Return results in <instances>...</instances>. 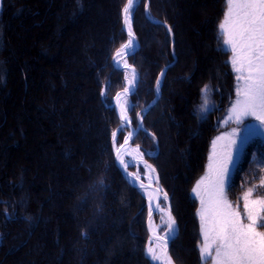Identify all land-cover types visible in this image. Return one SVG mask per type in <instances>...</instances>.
Wrapping results in <instances>:
<instances>
[{
    "label": "trees",
    "instance_id": "16d2710c",
    "mask_svg": "<svg viewBox=\"0 0 264 264\" xmlns=\"http://www.w3.org/2000/svg\"><path fill=\"white\" fill-rule=\"evenodd\" d=\"M92 1L59 0L60 11L49 29L53 38L61 37L64 27L59 22L64 18L74 27L82 24L81 31L85 30L86 35L92 37L87 40L81 36L78 41L84 44L83 74L72 70L74 64L68 66L74 77L86 78L91 88L88 91L93 96L92 100L84 101L86 108L91 106L86 110L89 118L84 122L77 117L71 118L70 126L64 125L62 119L53 124L51 143L58 153L57 159H51L50 166H63L62 171L67 172L63 179L67 183L61 185L58 179L62 178V174L52 171L48 175L51 180L44 176L40 183L31 185L27 180L32 181L33 177L27 178L21 165H15L4 173L7 152L19 145L15 140L16 134L11 128H6L3 112L11 81L8 36L15 21L22 20L26 14H40L27 4L35 7L43 5L46 9L55 0H2L0 99H5L0 100V264H12L13 259L21 254L23 257L19 256L18 260L23 261L19 264H48L47 260L52 264H155L147 255L151 240L149 202L118 169L112 135L116 133L117 142L121 145L131 131L129 128L121 131V121L112 108L115 98L126 90L127 74L116 68L114 62L116 53L129 40L123 21L127 0H107L113 4V12L107 19L105 17L104 23L94 21L96 16L95 11L92 12ZM193 1L138 0L132 11V28L140 49L128 60L140 75L138 90L129 99L128 110L135 129H139L143 119V130L134 146L141 149L147 163L156 169L162 187L171 199L173 215L179 227V235L171 249L175 264H204L200 254V203L194 197L193 189L207 172L214 139L228 131L222 123L235 102L237 85L236 73L230 63L231 52L225 49L224 37L219 30L227 0H210L216 5V10L193 15L190 30V22L183 17L186 7L190 2L193 6ZM97 7L98 4L96 12ZM61 13L65 16H59ZM99 13L102 15L101 11ZM38 22L42 24L34 26ZM32 24L38 28L44 20L36 19ZM104 24L107 27L102 32L103 36L96 38L92 27L99 29ZM194 42L203 45L200 53L193 49ZM72 54L76 55V51L72 50ZM79 64L80 61L75 63ZM162 73H165L164 78ZM20 75L27 92L29 76L22 68ZM59 86V90L54 88L52 92L63 95L67 103L69 82L59 78ZM205 86L209 89L207 111L202 110L205 105L202 89ZM159 93V101L145 113ZM37 109L46 112L40 106ZM55 111L53 106L51 112ZM58 120L62 123H57ZM69 127L72 129L67 132L73 141L78 142V146L68 145V139L62 140V133ZM193 129L200 131L201 136L191 140ZM19 135L25 138L22 131ZM90 135L98 137L88 141L86 137ZM197 140L202 147L199 148V156L189 155L188 161L184 162L180 151L187 149L192 155L194 146L189 147V144ZM79 149L81 153L76 152ZM182 166L191 172L189 178L180 175ZM130 171L136 170L130 168ZM262 177L264 141L256 138L245 151L228 188V199L234 207L239 203L243 211L241 197L250 187H255L253 199L264 196V187L260 186ZM60 219H63V226L57 225ZM259 230L264 231V228ZM48 241L50 245L46 248ZM188 246L191 253L185 255L180 248ZM48 250V253L45 252ZM35 256L41 257L42 262L33 260Z\"/></svg>",
    "mask_w": 264,
    "mask_h": 264
},
{
    "label": "snow or ice",
    "instance_id": "6c2138e0",
    "mask_svg": "<svg viewBox=\"0 0 264 264\" xmlns=\"http://www.w3.org/2000/svg\"><path fill=\"white\" fill-rule=\"evenodd\" d=\"M135 6V0H127L123 8L125 24L129 23L130 12ZM2 7V0H0ZM171 31V28L168 29ZM223 34L224 44L231 51V66L236 73V99L230 108L225 121L240 125L246 117H253L264 126V0H227V9L223 22L219 24ZM131 36V33H130ZM131 39L129 44H131ZM124 45L116 53L122 55ZM119 63V61H118ZM135 75L133 70V76ZM163 75V73L161 74ZM208 87L202 92L205 96L203 111H207ZM120 117L128 122L127 111L121 108ZM115 139L116 133L113 132ZM240 133L233 129L227 136L217 137V141L228 140V150L220 157L216 155V142H213V156L209 158V174L202 178L193 189L200 197L201 210L199 212L202 245L201 258L206 264H264V196L253 199L255 187L248 188L243 196V211L239 203L233 206L227 195V177L232 163V145L236 144ZM236 138V139H230ZM125 140V144H127ZM117 159L123 165L120 148L116 149ZM126 167V165H125ZM151 169L150 165H146ZM154 171V169H152ZM260 186L264 187V177L260 179ZM143 187V185H141ZM165 199L167 196L165 194ZM159 209V205H156ZM151 201L149 215L151 216ZM168 239L175 236L174 219L169 213ZM159 237L157 240L159 241ZM147 255L152 261L161 264H172L167 255V240L163 245V257L156 254L151 246ZM160 248L159 243L156 244Z\"/></svg>",
    "mask_w": 264,
    "mask_h": 264
},
{
    "label": "bare ground",
    "instance_id": "6f19581e",
    "mask_svg": "<svg viewBox=\"0 0 264 264\" xmlns=\"http://www.w3.org/2000/svg\"><path fill=\"white\" fill-rule=\"evenodd\" d=\"M194 1H196V6L200 5L201 3L210 4V0H194ZM59 3H60L59 0H55L54 4L48 6L46 9L43 7V5H38L37 7H35L33 4H27L28 6H30V9L33 10L36 9L35 11L40 14L38 16H32L30 14L27 16L26 14L22 20L15 21L14 28L12 29V31L8 36V39L10 41L9 55L11 58L9 60V64H10L9 67L11 71V76H10L11 81L9 88L6 91L8 96L3 105V112L6 117V128L7 129L11 128L12 132L16 134L15 140L19 142V145L17 149L12 148L7 152L5 165H4L6 170H4V173L10 171V168H12L15 165H19V166L21 165V168L22 169L24 168L25 170L27 178L33 177L32 181L30 179L27 180V182L28 183L30 182L31 185L40 183L42 177L49 175V173H51L52 171L58 170L57 168L53 170L55 167H51L50 165L43 166L41 159V150H42L41 147L43 148V151L53 147L51 143V130L53 128V124L57 121V119H62L64 125L70 126L72 124L71 118L75 119V117H77L78 119H80L81 122H84V120H87L89 118V116L86 115L84 102L82 101L81 103L83 109L82 108L80 109L78 100L75 99L76 97H74V100L72 98V101H70L69 104H67L68 105L67 108H65V110L62 111L61 109L62 107H59V105L62 102H64L65 97L63 95L57 96L58 95L57 92L53 93L52 89H50L46 83L47 80L52 81L51 83L56 85L57 88L56 90L60 89L59 76H58L60 73L58 72L60 71L63 72L65 69V66L62 65L61 61L67 60V58L71 56L70 53H72V50L69 49V47H67L68 45L67 43L71 39L70 36L73 32L76 33L77 30L81 31L82 29L81 27L82 24H79V26L74 27L72 24H70L63 18V20L59 22V25H62L64 27L62 31V36L53 38L52 34L49 32V29L52 27L53 22L56 21L55 18L57 17V12L60 11L58 6ZM91 3H92V7H94L92 9V12L94 11L96 12L95 7L97 6V4L99 5L101 3L98 2V0H93ZM36 19L44 20V24L41 27L35 28L32 23ZM195 21L197 20L195 19ZM19 23H21V27L18 26ZM87 26L89 27V22ZM128 26H132V24L129 25L128 23ZM44 34L48 36L47 38H49V40L46 39L45 41V39H43ZM43 48H46L47 55H43L41 53ZM21 67L26 69V73L29 76L30 85L27 92L25 91L24 85L22 84L21 81L22 80L20 75ZM128 79H130V77H128ZM75 80H77V78ZM70 85L71 84H69L67 90V94H70L69 97H71V95L74 93ZM41 93H45V96L39 98V95ZM77 93L82 94V89L81 90L79 89ZM51 97H52V102H50ZM45 99L46 101L53 103V105L56 108L55 112L46 110V112L44 113L43 111H39L37 109L39 106L44 107L47 104ZM77 107L79 108L78 112H76ZM121 107L123 108V106ZM17 111L18 112L20 111L22 118L19 119L18 123H16L15 120V124L13 125L14 112ZM25 113H27L26 114L27 117L23 115ZM65 113L66 116L64 115ZM57 123H62V122L58 120ZM22 128L24 129L22 130V132L25 135L24 139H22L21 136H17ZM55 132L58 134L57 131ZM36 133L42 135L44 139L42 142H40L41 144L38 145L40 146V149L38 148L34 151L32 145L35 137L34 134ZM62 135H63L62 140L68 139L66 141L68 145L78 146V142L75 139L74 141L73 139H71L72 136L70 135V133L67 132V130L64 133H62ZM190 145L195 146L196 149H199V147L201 146L198 145V140L192 142ZM52 150H56V148L53 147ZM54 152L57 156L58 150ZM76 152L81 153V149H79V151ZM25 154H27L26 160L23 159V162L19 161L23 156H25ZM127 156L135 159V161L140 165L144 164L139 149H135V148L131 149L122 157V159L126 158ZM43 161L50 164L44 158ZM63 172L64 170L57 172L60 175L62 174V178L60 177V179H58L61 185H64L63 183H67L65 182L66 179H63V175L64 176L66 175ZM149 173H151V170H149ZM131 182L137 186L135 180L131 179ZM32 194L34 195V191H32ZM146 197L149 199V204L151 201V207H152L151 214L153 213V211L156 210L159 211L161 208L160 204L164 201L165 197L163 198L161 193H157L153 190L147 191ZM157 204L159 205V209H157L156 207ZM59 217L60 215L57 216V219ZM62 221L63 219H60L57 225L63 226ZM151 233L153 235L152 241L155 242L154 249L156 251V254L160 255L161 260H163L164 257L162 253H163V245L165 240L161 239L158 230L152 224H151ZM61 234L63 237L64 228H62ZM157 237L160 238L159 241L157 240ZM157 243L161 245L160 248L156 247ZM49 245H50V241H48L46 248H48ZM45 252L48 253L49 250ZM19 256L23 257L22 254ZM18 258H15L17 261L13 259L12 264H19L20 261H23V259L18 260ZM28 260L29 258H27V261ZM33 260L42 262V258L38 256H35ZM46 262L48 264H52L50 260H47ZM171 262L172 264H175L172 259ZM157 263L161 264L160 261H157Z\"/></svg>",
    "mask_w": 264,
    "mask_h": 264
},
{
    "label": "rangeland",
    "instance_id": "374dc122",
    "mask_svg": "<svg viewBox=\"0 0 264 264\" xmlns=\"http://www.w3.org/2000/svg\"><path fill=\"white\" fill-rule=\"evenodd\" d=\"M107 0H102L101 4L98 5L97 9L98 11L94 13V15L96 16V18L94 19V21H96V23H101V21L104 23V21L107 19V17H110L111 13L113 12V4L109 3V2H106ZM196 3V1H193V6L191 5V2L190 4L186 7L187 10L184 11V18H186V21L187 22H190L189 23V28L190 30L192 29L193 25L191 26V20L193 21V15H201L203 13H208V12H213L214 10H216V5L214 6V4H206V3H201L200 5L198 6H194V4ZM136 5V4H135ZM135 7V6H134ZM1 9L2 7H0V12H1ZM134 9V8H133ZM133 9L131 10L130 12V18H129V25L132 24V21H133V16H132V11ZM99 11H101L102 15L99 13ZM211 15V14H210ZM59 16H65L64 13H61ZM106 17V19H105ZM123 19H124V16H123ZM98 20V21H97ZM124 21V20H123ZM42 24V22H38L36 23L34 26H37L39 24ZM95 23V22H94ZM95 23V24H96ZM94 26V24H91ZM103 28H99V29H94V27H92V31L94 32V36H96V38H99V37H102L104 33H102L104 31V28L106 29V24L102 25ZM131 27V26H129ZM91 32V31H90ZM105 32V31H104ZM223 35V34H222ZM40 36V35H39ZM81 36H84L85 39L88 40V38H92V37H89L88 35H86V31L83 30L82 31H79L77 33H72L71 34V39L69 40V42L67 43V47H69V49L71 50H74L76 51V55L73 56L72 53L71 56L69 58H67V60H62L61 63L63 66H65V69L63 72H58L60 73L58 76L59 78H61V80H66L67 82H69V84H71V88L73 89L74 93L71 95V97H67V103L65 102H62L59 107H62V111L65 110V108H67V104H69L70 101H72V98L74 100V97H76L75 99L78 100V103H79V106H80V109L82 108L81 106V103L82 101H88L89 99L92 100L91 97H93L92 95H89V91L88 89H91L89 84H88V81L86 78H83L81 77L80 79H76V77H74L75 75L72 73V70L75 71V73L79 74V75H82L83 72V68H84V44L81 43V42H77ZM42 37V36H41ZM46 37V35H45ZM43 36V39H48L49 38H45ZM133 43V47H132V50L129 51V53H132L134 51V49H136V44L132 41ZM195 43V42H194ZM224 47L227 51L231 52L229 47L227 45L224 44ZM78 48H80V51L78 50ZM203 45L201 44V42H196L195 43V46H194V50L196 51V53H200V50H202ZM41 53L44 55L47 53V50L46 48H43ZM128 52L124 53L123 55L119 56L117 59L115 58V66H119V67H123L124 65H126L125 62H127V64H129L128 62V59L126 58L129 54ZM130 55V54H129ZM199 56V55H197ZM80 61V64L79 65H75V63L79 62ZM119 61V63H118ZM72 63V64H71ZM73 65V69L71 70L70 68H68L69 65ZM58 67V66H57ZM61 67V65H60ZM22 68V71H26L25 68L21 67ZM53 69V68H52ZM213 73H214V66H213V69H212ZM51 72V70H50ZM215 74H216V70H215ZM127 76L130 77V79H128V77H126V90L121 92V93H127L129 92L130 90L134 89L135 88V85L137 83V76L134 75L133 76V73L131 71H128L127 73ZM52 81H49L47 80V85L50 89H54L56 88V85H54L53 83H51ZM82 85V86H80ZM43 89V88H42ZM57 89V88H56ZM81 90L82 89V94H78V90ZM160 92V91H159ZM45 96V93H41L39 95V98ZM59 96V95H57ZM5 99V97H1V101H3ZM46 101V99H45ZM52 102V101H50ZM48 101H46V105L44 107L40 106L42 109L44 110H49L51 111L52 107L54 106L53 103L52 104H48L50 103ZM1 106V105H0ZM120 106H123L124 109H126L127 111V116H128V110H129V107H130V103H129V100H126V101H123L121 103ZM86 108V107H85ZM122 108V107H121ZM83 109V108H82ZM88 109H91V106L87 107L86 110ZM79 108L77 107L76 108V112H78ZM82 111V110H81ZM230 113V112H229ZM27 113L23 114L24 116L27 117L26 115ZM118 114V113H117ZM75 116V114H74ZM229 116V114H228ZM227 116V118H228ZM119 117V116H118ZM22 118V115L20 113V111L18 112H14V120H16L17 122L19 121V119ZM129 118V116H128ZM226 118V120H227ZM225 120V121H226ZM130 121V118L129 120ZM225 121L222 123V127L224 129H228V131L226 130L225 132H223L222 134H220L218 137L220 136H227L228 133L232 132V130L235 128V129H238L239 130V133H240V137L239 139L236 140V144L235 145H232V152H233V156H232V163L231 165L229 166V172H228V177H227V192H228V188L231 184V181H232V178H233V175L234 173L236 172L237 170V167L239 166L244 154H245V151L247 150L248 146L251 144V142L256 139V138H261L263 139L264 141V126H261L260 125V122L255 120L253 117H246L244 119V122L243 124H240V125H237L235 123H233L232 121H228V123L226 124ZM143 122V119L140 120V123ZM85 125V123H84ZM72 128H68L67 131L71 130ZM127 129L126 127H124V125H122L121 123V131ZM24 130L23 128L21 129V131ZM132 134V131H130V135ZM129 135V136H130ZM17 136H20L19 134ZM34 140H33V145H32V148L33 150L35 151L36 149H40V145L43 141V136L40 135L39 133L37 134H34ZM201 136V132L200 131H197L196 129H193L192 130V133H191V140H193L194 138H197V137H200ZM98 136H87V140L88 141H91L93 139H96ZM230 139H236V138H230ZM118 140V137L117 135L115 136V150L119 147H122L124 145L121 144L119 145L117 142ZM127 140V138H126ZM217 141V137L214 139L213 142H216ZM15 145V144H14ZM8 146H12L13 147V144H9ZM191 145L189 144V147ZM68 149H71L69 148V146H66ZM81 147V146H80ZM193 147V146H192ZM53 148V147H52ZM52 148H49V149H46L43 151V148L41 147V159H42V163H43V166H49L52 164V160L53 159H57L56 155H55V150H52ZM55 148V147H54ZM135 149H139V151H141L140 148L138 147H134ZM199 148H202V147H199ZM84 150V149H83ZM228 150V140H222V141H218L216 142V155L217 157H220L224 152H226ZM181 153V157H184V162H187L188 161V158H189V155L190 157H197L199 156V149H196V147L194 146V149H193V156L190 154V152L186 149L185 150H182L180 151ZM179 153V154H180ZM141 156H142V151L140 152ZM213 156V144H212V147H211V152H210V155H209V158ZM27 158V154H25V156H23L21 158V162H23V159L26 160ZM43 158L46 159L50 164H48L47 162L43 161ZM52 159V160H51ZM142 159H143V165H140L139 163H137L135 161V159H133L132 157H129L127 156L126 158H124V162L125 164H123V169L124 170H127L129 171L131 174L135 175L137 178L141 179L143 182L147 183V184H151V185H155V186H158V176H157V173H156V169L154 171H152L153 168L149 169L146 167V162L142 156ZM54 161V160H53ZM209 162L210 160H208V165H209ZM126 165V167H125ZM208 165H207V172L205 174V176H207L209 174V169H208ZM183 168H181V172H180V175L181 176H184V177H187L189 178L190 177V174L191 172L190 171H187L185 166H182ZM58 169V171H62L63 169V166H56L53 170L55 169ZM130 168H134L136 171L135 172H131L130 171ZM51 170V169H50ZM149 170H151V173H149ZM52 173V172H51ZM64 174H67V172L64 171ZM151 174V175H150ZM48 175H46L47 177ZM204 176V177H205ZM49 177V176H48ZM203 177V178H204ZM49 180L50 177L48 178ZM73 188V187H71ZM76 189V187L74 188V190ZM141 189V192L144 194L145 198L148 200L149 202V199L146 197V192L147 190L143 189V188H140ZM73 190V189H72ZM70 190V191H72ZM77 192H79V189L77 190ZM194 197L199 201L200 203V197L197 196L195 193H194ZM27 199V198H25ZM166 201H169V198L167 197ZM166 201H163L162 202V206L160 208V210L157 212V215L153 218V223L152 225L158 230L159 232V235L161 237L162 240H168L169 239L165 236V233H168L169 232V228H168V225H169V213H170V208L168 207ZM150 206V204H149ZM200 210H201V203H200ZM199 210V212H200ZM199 217V215H198ZM200 220V218H199ZM175 228H176V232H177V235H179V227H178V224L175 220ZM188 234H189V230H188ZM202 235V234H201ZM151 246L154 248L155 247V242L152 241L151 239ZM150 246V244H149ZM114 248V247H113ZM185 248V246H184ZM183 247H181L180 251L183 253V254H188L191 253V247L188 246L186 247V249H184ZM187 259V258H186ZM203 263L206 264L205 260H203ZM155 264H158L157 261H153ZM175 263V262H174Z\"/></svg>",
    "mask_w": 264,
    "mask_h": 264
},
{
    "label": "water",
    "instance_id": "95a60500",
    "mask_svg": "<svg viewBox=\"0 0 264 264\" xmlns=\"http://www.w3.org/2000/svg\"><path fill=\"white\" fill-rule=\"evenodd\" d=\"M138 0H135V4ZM124 29L126 31V34L127 36L129 37V40L131 39V41H133L135 44H136V49H134V51L132 53H129L130 50H132V47H133V43L131 42V44H129V40H128V43L126 45H128L127 48H124V51L122 53V55L126 52H128V56L126 57L127 59H129L130 57H132L139 49H140V44L138 42V39L137 37L135 36L134 34V31H133V28L131 26V28L128 26V24L126 25L125 24V20H124ZM130 33H131V36H130ZM118 58V56L116 55V59ZM126 63V62H125ZM120 70H122L123 72H128V71H131L133 73V70H134V73L136 74L137 76V83L135 85V88L130 90L129 92L127 93H120L114 100V103L112 105V108H114L117 113H118V116H119V119L122 123V125H124V127L126 128H129L131 131H132V134L127 138V144L124 143V145L122 147H120V155L121 157H123L127 152H129L131 149H133L135 146V140L138 136V134L143 130V126L141 125L139 127V129H135L132 125V122L131 121H128V122H125L124 120L121 119L120 117V113H121V106H120V103L123 102V101H126V100H129L138 90V87H139V82H140V75L139 73L137 72V70L134 68V67H131L129 64H126L124 65L123 67L119 68L118 66L116 67ZM166 73V72H165ZM165 73L163 74V78L165 76ZM160 96L161 94L159 93V96L157 98V100L149 107L147 108L146 112L145 113H148L150 111V109L159 101L160 99ZM142 123V122H141ZM141 152V151H140ZM143 156V154H142ZM115 157H116V163H117V166H118V169L120 170V172L123 174V176L126 178V180L131 183L134 187H136L137 189L141 190L140 188H143L147 191H150V190H153L157 193H161V195L163 196V198L165 197V194L166 196L169 198V201H166V199H164V201H166L168 207L170 208V215H171V218L174 219L175 221V218H174V215H173V209H172V203H171V199L170 197L168 196V194L165 192L164 188L162 187V184L160 182V178H159V175L157 173V176H158V186H155V185H151V184H147L145 182H143L141 179L137 178L135 175L131 174L129 171H126L123 169V166L122 164L120 163V161L117 159V154H116V150H115ZM145 162H146V165H150L147 163L145 157L143 156ZM151 166V165H150ZM151 168H153L151 166ZM154 169V168H153ZM155 170V169H154ZM131 179L135 180L136 183H137V186L134 185L132 182H131ZM141 185H143V187H141ZM162 206V203L160 204V207ZM157 210L156 211H153V213L151 214V216L149 217V223H148V226H149V230H150V236H151V239L153 238V235L151 233V224L153 223V218L157 215ZM170 222V220H169ZM174 229L176 230L175 228V224L173 225ZM177 232L175 231V236L172 238V239H169L168 243H167V255L172 259L171 257V249H172V245H173V242L176 240L177 238ZM151 241V240H150ZM173 260V259H172Z\"/></svg>",
    "mask_w": 264,
    "mask_h": 264
}]
</instances>
